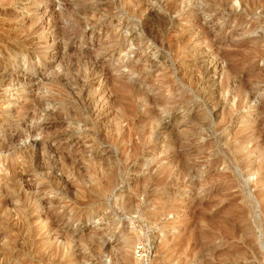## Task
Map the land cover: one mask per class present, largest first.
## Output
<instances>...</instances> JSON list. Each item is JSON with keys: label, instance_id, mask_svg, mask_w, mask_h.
Returning a JSON list of instances; mask_svg holds the SVG:
<instances>
[{"label": "rangeland", "instance_id": "obj_1", "mask_svg": "<svg viewBox=\"0 0 264 264\" xmlns=\"http://www.w3.org/2000/svg\"><path fill=\"white\" fill-rule=\"evenodd\" d=\"M0 264H264V0H0Z\"/></svg>", "mask_w": 264, "mask_h": 264}]
</instances>
